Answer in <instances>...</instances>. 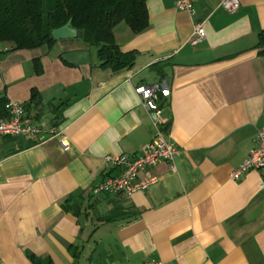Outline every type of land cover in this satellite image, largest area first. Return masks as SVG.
I'll use <instances>...</instances> for the list:
<instances>
[{"label": "crops", "instance_id": "crops-1", "mask_svg": "<svg viewBox=\"0 0 264 264\" xmlns=\"http://www.w3.org/2000/svg\"><path fill=\"white\" fill-rule=\"evenodd\" d=\"M219 1L196 0L187 14L173 0H146L145 28L112 27L119 48L135 52L116 72L97 66L93 43L79 36L0 44V99L26 103L35 121L44 114L42 131L61 126L38 139L0 136V264H31L27 252L53 264H264V171L229 176L264 126L254 46L264 0L227 11ZM193 20L205 34L189 43ZM154 81L165 91L163 134L178 147L172 165L159 160L150 167L157 180L127 197L93 191L116 170L107 153L132 154L152 137L134 86Z\"/></svg>", "mask_w": 264, "mask_h": 264}, {"label": "trees", "instance_id": "trees-1", "mask_svg": "<svg viewBox=\"0 0 264 264\" xmlns=\"http://www.w3.org/2000/svg\"><path fill=\"white\" fill-rule=\"evenodd\" d=\"M146 0H0V44L9 49L34 48L41 44L49 47L55 40L50 35L51 28L61 25L70 18L75 29H87L94 36L93 45L100 68L116 72L134 63L133 49L123 50L117 45L112 27L122 20L133 32L148 24ZM254 46L264 62V27L256 34ZM38 72L37 59H32ZM165 61L157 60L151 69L157 74V81L164 77L162 66ZM36 94L31 92L30 97ZM159 101L165 100V91H158ZM6 100V99H5ZM4 99H0V114L3 113ZM19 102V101H18ZM25 110L26 103L20 102ZM26 112V111H25ZM65 208V202L62 204ZM77 212V208L73 209ZM71 252L73 250L71 249ZM75 254V252H73ZM31 264H53L49 257L26 253Z\"/></svg>", "mask_w": 264, "mask_h": 264}, {"label": "built area", "instance_id": "built-area-1", "mask_svg": "<svg viewBox=\"0 0 264 264\" xmlns=\"http://www.w3.org/2000/svg\"><path fill=\"white\" fill-rule=\"evenodd\" d=\"M196 0H173V5L183 9L187 14L194 11L193 3ZM219 5L227 10H235L238 0H220ZM202 21L193 20L191 23L189 43H195L203 38ZM161 85L157 82L136 84L134 91L139 95L141 105L151 113V122L154 128L152 137L146 141L132 154L128 153H107L104 156L116 170L105 175L95 186L93 191L116 192L127 197L133 190H143L146 185L154 183L157 175L150 171V167L159 160H165L172 165V157L177 152L178 147L163 134L166 126V119L160 109L158 91ZM3 106V113L0 114V136L9 135L12 137L23 136L41 138L55 133H61L59 122L49 126L42 131L36 121L26 114L23 105L17 100L6 99ZM62 149L68 148V141L63 135L59 138ZM253 145L248 149L246 157L236 164L229 173L230 178L234 179L248 168L261 169L264 171V126L259 128L253 138ZM261 184H263L261 182ZM137 264H162V261L149 258L137 262Z\"/></svg>", "mask_w": 264, "mask_h": 264}, {"label": "water", "instance_id": "water-1", "mask_svg": "<svg viewBox=\"0 0 264 264\" xmlns=\"http://www.w3.org/2000/svg\"><path fill=\"white\" fill-rule=\"evenodd\" d=\"M50 35L55 39L79 36L85 42H94L92 33L87 29H75L72 27L70 25V18H67L61 25L51 28Z\"/></svg>", "mask_w": 264, "mask_h": 264}, {"label": "rangeland", "instance_id": "rangeland-1", "mask_svg": "<svg viewBox=\"0 0 264 264\" xmlns=\"http://www.w3.org/2000/svg\"><path fill=\"white\" fill-rule=\"evenodd\" d=\"M48 2V0H44V6L45 4ZM95 49V47H94ZM44 120H47L46 117L44 116V114H42L36 121L38 124L42 125Z\"/></svg>", "mask_w": 264, "mask_h": 264}]
</instances>
